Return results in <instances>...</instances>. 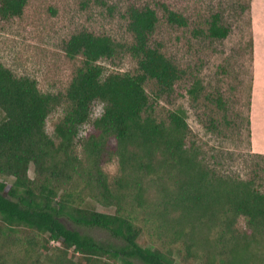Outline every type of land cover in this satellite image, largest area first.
I'll return each mask as SVG.
<instances>
[{
	"label": "trees",
	"instance_id": "16d2710c",
	"mask_svg": "<svg viewBox=\"0 0 264 264\" xmlns=\"http://www.w3.org/2000/svg\"><path fill=\"white\" fill-rule=\"evenodd\" d=\"M28 3L0 0V21L22 17ZM95 3L110 14L115 9L107 0ZM161 7L172 27L190 26L182 13ZM125 18L131 42L87 29L64 42L69 59L82 58L65 93H43L35 79L0 61V264H264V191L257 184L264 167L255 164L247 179L223 174L203 157L184 109L158 116L146 86L154 82L159 97L170 96L190 75L154 39L155 9L131 4ZM191 34L224 40L230 29L215 13L207 28ZM124 55L136 61V71L106 74L101 61ZM190 83L193 103L206 99L225 110L220 93L205 95L198 77ZM97 103L104 104L103 114L93 120V132L80 137ZM59 108L64 116L56 140L46 124ZM225 124L223 114L207 130L222 136ZM115 159L111 180L103 166ZM65 219L106 230L124 245L83 235Z\"/></svg>",
	"mask_w": 264,
	"mask_h": 264
},
{
	"label": "rangeland",
	"instance_id": "374dc122",
	"mask_svg": "<svg viewBox=\"0 0 264 264\" xmlns=\"http://www.w3.org/2000/svg\"><path fill=\"white\" fill-rule=\"evenodd\" d=\"M107 3L115 7L112 14L95 0H29L22 17L0 21V61L17 76L35 79L43 93H65L82 58L69 59L64 52V42L83 29L97 35H108L117 41L131 42L125 18L127 8L131 4L150 6L157 11L160 19L154 39L162 42L166 56L190 75V80L180 82L170 96L159 97L154 82L146 86L151 102H156L158 116L165 118L169 111L184 109L193 140L203 157L223 174L247 179L253 176L255 164L264 167V160L254 157L256 153L252 149L249 124L253 102L254 44L258 32L261 38L264 34L263 5L253 16L252 0H107ZM161 4L182 13L190 26L177 28L169 25ZM215 13H220L223 23L230 29L228 38H193L192 29L198 26L207 28L208 20ZM101 64L106 68V74L134 73L137 69L136 61L128 55L114 62L103 60ZM193 77L203 80L205 95L220 93L223 96L225 110H217L206 99L205 105L191 101L187 89ZM97 106L104 110L103 103H97L94 108ZM223 114L228 118V124H225L228 126L223 130L225 135L210 133L207 130L210 120L221 118ZM63 116L64 109L59 108L47 120L46 131L54 139L55 126ZM94 119L92 116L91 121L81 128L80 137L93 132ZM115 144L113 140L111 145ZM76 151L83 155L81 146H77ZM118 167L115 159L105 164L103 169L113 180ZM33 175L31 168L30 176ZM257 184L264 191V172ZM64 222L69 228L102 243L124 245L106 230L78 226L67 219ZM243 224L244 221L241 226ZM51 245L59 246L56 242ZM134 262L144 264L140 260Z\"/></svg>",
	"mask_w": 264,
	"mask_h": 264
},
{
	"label": "crops",
	"instance_id": "0c3cea01",
	"mask_svg": "<svg viewBox=\"0 0 264 264\" xmlns=\"http://www.w3.org/2000/svg\"><path fill=\"white\" fill-rule=\"evenodd\" d=\"M260 5L264 7V0H252L253 16ZM252 101L249 118L252 149L256 154L264 155V34L262 33L261 38L259 32L254 44Z\"/></svg>",
	"mask_w": 264,
	"mask_h": 264
},
{
	"label": "clouds",
	"instance_id": "9594fccd",
	"mask_svg": "<svg viewBox=\"0 0 264 264\" xmlns=\"http://www.w3.org/2000/svg\"><path fill=\"white\" fill-rule=\"evenodd\" d=\"M103 114V109L100 106H97L93 109L92 116L94 118H99Z\"/></svg>",
	"mask_w": 264,
	"mask_h": 264
},
{
	"label": "built area",
	"instance_id": "2783aa9c",
	"mask_svg": "<svg viewBox=\"0 0 264 264\" xmlns=\"http://www.w3.org/2000/svg\"><path fill=\"white\" fill-rule=\"evenodd\" d=\"M55 242H53V244H54Z\"/></svg>",
	"mask_w": 264,
	"mask_h": 264
}]
</instances>
